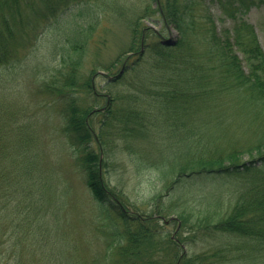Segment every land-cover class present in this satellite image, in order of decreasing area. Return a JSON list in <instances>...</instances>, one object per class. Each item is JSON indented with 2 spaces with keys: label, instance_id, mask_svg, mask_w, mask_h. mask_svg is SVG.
Returning a JSON list of instances; mask_svg holds the SVG:
<instances>
[{
  "label": "trees",
  "instance_id": "trees-1",
  "mask_svg": "<svg viewBox=\"0 0 264 264\" xmlns=\"http://www.w3.org/2000/svg\"><path fill=\"white\" fill-rule=\"evenodd\" d=\"M70 1L0 0V74L10 65L16 67V79L37 71L45 92L40 102L58 117L56 132L70 143L71 149L70 159L64 161L67 166L57 161L60 165L54 184H49L42 174L44 183L38 184L40 189L35 195L24 189L21 180H16L17 191L11 193L5 187V178H0V234L10 232L12 240L11 250L0 253L2 264L9 260L32 264L30 256L24 255L20 222L30 223L32 231L26 238L30 239L41 227L49 228L50 216L56 218L55 234L63 237L66 244L52 264H215L228 258L229 247L189 254L197 236L228 233L254 244L259 240L264 243V124L245 125L243 130L250 135V142L225 151L201 146L208 131L194 130L189 139L193 140L192 160L199 164L198 168L156 166L165 182L176 178L164 183L169 193L160 199L168 200V208L180 218L171 219L180 221L173 234L167 229L170 222L162 219L166 217L161 209L149 214L134 207L124 189L111 186L106 178L118 152H127L131 162L142 159L130 147L129 140L158 133L165 124L171 131L181 126L191 130L185 122L189 117L209 118L199 117L202 96L208 107L216 109L224 103L223 99L232 107L235 103L250 106L255 100L264 118L263 46L254 25L240 20L238 15L253 5H264V0H147L141 10L134 8L136 13L126 18L133 34L129 49L120 51L114 62L100 69L111 75L114 65L121 63L125 72L108 82V104L98 108L94 106L100 94H93V77L101 66L86 71V58L97 49L94 32L99 10L90 0ZM153 4L156 6L151 9ZM59 5L63 9H58ZM156 12L166 27L173 25L180 34L175 45L156 42L154 58L147 61L140 52L142 39L146 45L147 39L157 32L148 24L142 26V18L157 23L160 19ZM218 13L221 21H229V25L219 27ZM41 37L51 42L46 44V52L37 57V40ZM130 52H139L137 59L126 60L125 54ZM32 58L36 61L32 62ZM129 73L131 77L127 76ZM114 84L116 87L111 88ZM195 108L197 111H193ZM94 116L99 118L93 125ZM238 129L239 126L234 131ZM55 140L54 155L61 159L63 143L57 140V133ZM94 143L98 144L99 153ZM248 172L257 174L249 183L250 192H243L234 203H227L219 193L212 194L216 197L212 209L202 205L196 210L189 205L190 199L184 204L176 200L180 189L186 193L191 189L194 178L216 180ZM52 197L53 205L45 209ZM255 205L258 214L251 209ZM36 214L40 216L38 222ZM187 222L191 223L189 236L183 238L181 233ZM150 241L160 245L157 251L149 246ZM37 264H41L40 258Z\"/></svg>",
  "mask_w": 264,
  "mask_h": 264
},
{
  "label": "rangeland",
  "instance_id": "rangeland-1",
  "mask_svg": "<svg viewBox=\"0 0 264 264\" xmlns=\"http://www.w3.org/2000/svg\"><path fill=\"white\" fill-rule=\"evenodd\" d=\"M90 1V4L99 10V21L94 32V42L97 45V49L96 51L93 50L94 53L91 55H87L86 60L89 61L86 64V71L91 70L93 67L101 66L96 70L98 71L102 69V66L114 62L120 51L129 49L133 34L130 32L126 18L135 14L136 10H141V8L145 7L147 0ZM256 1L258 2V0ZM71 2L72 0L69 3ZM214 5L218 6V3H214ZM155 6L156 4H153L151 9H154ZM63 7L59 5L58 9H63ZM220 8L223 9V5ZM215 11H217V8H215ZM73 12L75 13V10ZM155 15L160 19L159 22L153 23L158 33L152 34L146 41L147 44L142 57L147 61L154 58L155 50L153 45L160 41V34L163 37H168L171 34V30L175 29L173 25L166 27L163 24L162 18H159V12H156ZM238 15L240 20L248 21L254 25L264 50V5H253L247 10L238 12ZM218 17L217 23L219 27L222 28L229 25V21L226 23L221 21L222 17L219 13ZM149 22L151 21L147 18H142V26L149 24ZM49 42L51 41L50 39L47 40V37H41L40 40H37L39 47L37 57L46 52V44L48 43L47 45H49ZM138 54L139 52L135 53L130 59L134 61L139 56ZM128 55L129 53L125 54V59ZM31 60L32 62L36 61L35 58ZM43 66V63H40V69L43 70ZM121 66V63H116L110 72V74L112 73L110 76L117 74ZM15 68L10 65L0 74V93H2L3 99L0 101V178L2 176L5 178V187H9L8 191L11 193H16L17 190L14 183L16 180H21L24 189H29L28 191L35 195L40 189L39 185L44 183L42 174L46 177L49 184H54L53 181L58 176L59 165L62 163V165L67 166L64 161L70 159L71 149L70 143H66V139L58 135V131L56 132L58 117L53 114L54 111L50 107L40 102L44 98L43 94L45 92L42 91L37 71H32L28 74L24 73L23 76L16 79V73L13 74ZM40 75H43V73ZM131 75L129 73L127 76L131 77ZM93 79L96 88V90L93 89V94H95V91L100 94V98L96 100L98 104L94 107L107 106L108 98L106 94L109 92L107 75L96 74ZM117 84L112 85L111 88L113 86L116 87L115 85ZM223 101L224 103H220L216 109L208 107L205 96H202L198 109L199 117H210L201 120H196L194 116L189 117L185 122L191 126V130L189 126H181L179 130L171 131L168 128L169 126L165 124L164 128L158 133L151 135L146 133L142 140H135V138L129 140L130 147L138 151L142 159L131 162V156L127 152H124L125 154L123 155L118 152L115 163L108 167L110 174L106 176L109 183H112L111 186L116 185L119 190L124 189L125 195L134 207L147 210V212H150L149 214L161 209L165 213L166 219L174 216L179 220L178 215L168 208V200L166 202L160 200L161 196L166 197L169 193V190L164 187V183L174 182L176 178L174 176L171 180L165 182L157 174L156 166L171 167L172 169L179 167L198 168L199 164L192 160L195 151L193 140L189 139L194 130L196 133L200 129L208 131L206 132L207 136L205 135L206 140L200 141L203 144L201 146L225 151L236 145H246L250 142V135L243 130L245 125L248 123H252L254 126L264 124V118L257 101L253 100L250 106L235 103L233 107L230 106L229 102L226 103V100L223 99ZM196 109H193V111ZM209 110L212 111V114L209 113ZM215 114H217L216 118H214ZM31 115L33 116L29 118ZM98 118L99 116L92 117L93 125L98 121ZM238 126L239 129L234 131ZM182 128L187 131L185 132ZM56 133L57 140L63 143L61 148L64 154L63 160L62 158H56L54 155L56 153L55 149L57 150L55 146L57 143L55 140ZM94 145L99 153L98 144L94 143ZM134 158H136L135 155ZM58 160L61 161L60 164L57 162ZM256 175L248 172V174L239 173L237 177L226 176L227 178L222 177L216 180L210 177L209 179L194 178L193 185L188 190L189 193L180 189L176 200L184 204L186 199H190L189 205L196 210H199L202 205L212 209L215 207L212 200L216 199L212 194L219 193L226 199L227 203H230V201L234 203L242 196L243 192H250L248 190L251 188L249 183ZM0 183L3 184L2 180H0ZM202 195L204 196L203 198L200 197ZM52 202H54L53 197L51 202L46 205L47 207L45 206V209L50 208L53 205ZM251 209L255 210V214H258L256 205ZM178 220L174 219L168 223L167 229L172 234L179 226ZM35 221H40L39 214H36ZM55 221L56 218L50 216L49 228L44 229L41 227L33 238L26 239L32 228L28 221L21 220L20 230L24 255L30 256L32 264H37L39 258L41 264H52L57 254L65 249L66 244L63 237L55 234L53 228ZM189 224L191 223L187 222L186 227L182 230L183 238L189 236ZM4 225L6 226L7 222L4 221ZM3 234H0V238L3 239V244H0V253L7 252L8 249L11 250L12 248V240L9 238L10 232L5 233L4 237L2 236ZM149 246L154 251H157L160 247L159 244L153 241L149 242ZM263 246L264 243L261 240L254 244V242L247 241L237 235L226 233L207 237L197 236L195 241L191 243L188 252L189 254L212 253L214 249L222 250V247H229L228 258L217 260L215 264H264ZM239 247H241L240 250L238 249ZM2 263L3 258H0V264ZM8 264L15 263L9 260ZM25 264L30 263L25 262Z\"/></svg>",
  "mask_w": 264,
  "mask_h": 264
},
{
  "label": "water",
  "instance_id": "water-1",
  "mask_svg": "<svg viewBox=\"0 0 264 264\" xmlns=\"http://www.w3.org/2000/svg\"><path fill=\"white\" fill-rule=\"evenodd\" d=\"M175 33H177L176 31H174ZM176 34L171 35L169 38L163 39L162 43L167 44V45H171V44H175L177 42L176 38H174ZM123 72V70L121 71V73Z\"/></svg>",
  "mask_w": 264,
  "mask_h": 264
}]
</instances>
